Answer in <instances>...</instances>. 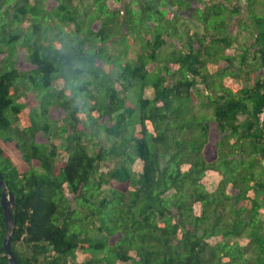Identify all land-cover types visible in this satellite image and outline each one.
<instances>
[{
    "label": "trees",
    "instance_id": "1",
    "mask_svg": "<svg viewBox=\"0 0 264 264\" xmlns=\"http://www.w3.org/2000/svg\"><path fill=\"white\" fill-rule=\"evenodd\" d=\"M92 1L0 0L17 263L264 264V0Z\"/></svg>",
    "mask_w": 264,
    "mask_h": 264
},
{
    "label": "water",
    "instance_id": "2",
    "mask_svg": "<svg viewBox=\"0 0 264 264\" xmlns=\"http://www.w3.org/2000/svg\"><path fill=\"white\" fill-rule=\"evenodd\" d=\"M0 186L2 188V194L0 197V205L4 212L6 232L4 237V248L6 250V255L8 257L9 264H18L15 255L12 251V236L15 231L16 221L14 218V208H15V193L10 191L0 175Z\"/></svg>",
    "mask_w": 264,
    "mask_h": 264
},
{
    "label": "rangeland",
    "instance_id": "3",
    "mask_svg": "<svg viewBox=\"0 0 264 264\" xmlns=\"http://www.w3.org/2000/svg\"><path fill=\"white\" fill-rule=\"evenodd\" d=\"M84 1H85V3H89V4H91L93 2L92 0H84ZM259 10L262 11V5L258 6V11ZM198 25H199V23L197 21L187 20V21H184V22L181 23V29H182V31H186L187 29H190V28L196 29ZM244 33H246V30H244L242 32V35H244ZM247 35H249V34L247 33ZM172 47H173L172 43L166 44L159 52H160L161 55H165L168 50L172 49ZM105 68L108 69L109 66L105 65ZM138 96H139L138 94H136V96H134L135 97L134 98V101H135L134 103H136L138 101ZM192 108L199 114L203 113L205 115L206 114L210 115V110H208V109H200V107L198 105H193ZM110 143L111 142H108V144H110ZM260 219L261 220L264 219V214L260 216ZM91 235L93 237H97V238L102 237V235L100 233L96 232V231H93L91 233Z\"/></svg>",
    "mask_w": 264,
    "mask_h": 264
},
{
    "label": "built area",
    "instance_id": "4",
    "mask_svg": "<svg viewBox=\"0 0 264 264\" xmlns=\"http://www.w3.org/2000/svg\"><path fill=\"white\" fill-rule=\"evenodd\" d=\"M261 116H263V113L261 114Z\"/></svg>",
    "mask_w": 264,
    "mask_h": 264
}]
</instances>
